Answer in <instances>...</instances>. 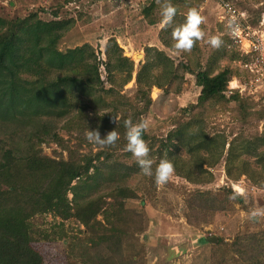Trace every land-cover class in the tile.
Wrapping results in <instances>:
<instances>
[{
  "label": "rangeland",
  "instance_id": "374dc122",
  "mask_svg": "<svg viewBox=\"0 0 264 264\" xmlns=\"http://www.w3.org/2000/svg\"><path fill=\"white\" fill-rule=\"evenodd\" d=\"M225 1L246 12L252 27L264 30L261 26L264 0ZM152 3L157 5L152 17L161 20L157 0H0V18L6 21L31 13H37L45 22L73 20L58 48L66 51L84 44L92 46L107 87L105 52L109 40H116L124 56L135 64L133 79L127 85L122 86L124 74L114 79L113 86L125 96L121 98L123 104L139 103L135 99L138 90L135 80L146 61V48L163 51L172 67L166 62L168 68L161 70L156 65L155 70L149 71L151 79L162 88L151 89V107L140 119L147 121L144 131L148 135L146 144L153 171L165 157L174 167L168 181L157 185L153 177L140 172L135 157L123 143L101 146L87 139L78 141L75 132L62 129V122L58 133L70 148H77L84 155L108 151L110 157L102 159L101 166L114 175L111 183L126 185L135 192V198L124 202L133 212L134 220H141V225L134 221L119 238V250L111 253L107 244L100 249L92 247L88 238L96 240L95 235L75 219L61 223L51 214L41 216L42 204L31 208L11 206L0 210V216L5 213L20 222L32 220L36 235L30 238V243L42 255L44 264H264V216L258 222L249 218L251 209L264 208V121L250 118L243 122L233 113L221 111L207 112L204 117L194 119L185 111L192 112L198 103L201 88L196 83L197 72L207 69L216 75L229 69L231 81L246 79L236 64L240 59L237 49H228L230 40L224 23L220 22L223 14L220 0H172L177 14L167 29H163L161 22L150 25L146 19L144 8ZM192 7L203 18L200 29L204 35L190 51L176 50L172 47V30L184 22L187 10ZM213 36L222 41L219 47L209 43ZM150 59L159 62L153 52ZM171 68L176 70L175 79L169 73ZM229 86L228 83L226 98L239 94L252 104L254 112L264 108V91L252 95L231 93ZM234 107L231 102L229 109ZM134 110L130 107L131 115ZM230 143L232 151L228 150ZM42 148L49 157H68L56 143L44 144ZM5 190L0 185V191ZM230 190L235 199L228 197ZM207 192L220 197L219 202L223 203L220 209L205 212L196 206L191 209L189 198ZM98 220L103 221L102 216ZM55 224L63 226L54 228ZM213 238L217 241L213 242ZM107 257L113 261L104 262Z\"/></svg>",
  "mask_w": 264,
  "mask_h": 264
},
{
  "label": "trees",
  "instance_id": "16d2710c",
  "mask_svg": "<svg viewBox=\"0 0 264 264\" xmlns=\"http://www.w3.org/2000/svg\"><path fill=\"white\" fill-rule=\"evenodd\" d=\"M156 7L152 3L144 8L150 25L161 22L152 17ZM73 22H45L37 13L7 21L0 18V185L6 189L0 191V210L42 204L41 216L51 214L61 223L75 219L95 235L96 240L88 238L92 247L100 249L107 244L108 250L115 253L120 247L119 238L135 221L124 200L135 198L136 194L126 185L110 182L114 175L101 166L102 159L110 157L108 151L80 154L77 148L65 144L58 133L59 125L64 122L62 129L75 132L78 141L86 139L88 129L98 130L102 138L115 129L119 137L116 142L125 146L124 120H139L151 107V89L154 86L162 88L159 82L151 79L149 71L155 70L156 65L161 70L168 68V64L172 67V62L163 51L146 48V61L137 71L135 80L138 86L135 99L139 103L123 104L125 96L113 86L114 79L124 74L122 86L131 82L134 62L124 56L116 40H109L105 52L107 62L103 64L107 87L92 46L84 44L66 51L58 48ZM152 52L157 54L158 64L150 59ZM169 73L172 79L177 76L175 68ZM195 78L201 88L198 103L192 112L185 110L192 118L221 111L233 113L243 122L250 118L264 121V108L254 112L252 104L239 94L226 98L231 78L229 69L216 75L202 70ZM231 102L235 103L233 109H229ZM130 107L135 109L134 115L130 114ZM113 116L118 118V126L113 123ZM143 139L148 140L145 131ZM50 143H56L67 152V159L62 155L59 159L45 155L42 146ZM226 145L227 142L224 148ZM228 150H233L232 143ZM232 195L230 190L228 197ZM219 199L218 195L208 192L198 193L189 198V204L191 209L196 206L204 212L217 211L223 204ZM99 216L103 221L98 220ZM61 226L55 224L54 228ZM34 227L32 220L20 222L5 213L0 216V264H44L42 255L30 243V238L36 235ZM39 234L49 239L46 234ZM107 260L113 261L112 257L104 258V262Z\"/></svg>",
  "mask_w": 264,
  "mask_h": 264
},
{
  "label": "clouds",
  "instance_id": "9594fccd",
  "mask_svg": "<svg viewBox=\"0 0 264 264\" xmlns=\"http://www.w3.org/2000/svg\"><path fill=\"white\" fill-rule=\"evenodd\" d=\"M160 5V15L162 17V26L171 25L174 17L177 14V8L172 3V0H157ZM203 22L198 9L192 7L187 10L184 18V22L179 26L173 28L172 39L174 43L172 47L176 50H182L188 52L192 49L195 41L202 38L204 33L200 29V25ZM228 28L232 33H236L239 29V24L236 21L235 16L231 17L228 21ZM209 43L213 47H219L222 41L213 36L210 38ZM113 123L119 124L117 117L113 116ZM124 128L126 129L125 138L127 141L126 150L132 154L136 159V163L140 172L145 176L153 177L157 185L163 184L168 181L169 177L174 171L173 164L165 157L161 158L159 164L153 171V161L149 157V148L143 139L144 130L147 128V121L145 119H139L133 121L132 119H125ZM85 138L89 143L96 145H113L118 139V133L116 130L108 131L103 138L98 130L88 129L85 132ZM235 199V195L229 197ZM264 216V208H254L249 211V218L253 221H259Z\"/></svg>",
  "mask_w": 264,
  "mask_h": 264
},
{
  "label": "built area",
  "instance_id": "2783aa9c",
  "mask_svg": "<svg viewBox=\"0 0 264 264\" xmlns=\"http://www.w3.org/2000/svg\"><path fill=\"white\" fill-rule=\"evenodd\" d=\"M223 11L222 19L226 22L232 47H235L240 60L237 62L240 71L246 76L244 82L233 78L229 82V92L238 91L240 94L250 95L264 91V30L252 27L246 12L240 11L225 0H220ZM235 16L239 29L232 33L228 28V21ZM261 26L264 27V17Z\"/></svg>",
  "mask_w": 264,
  "mask_h": 264
},
{
  "label": "crops",
  "instance_id": "0c3cea01",
  "mask_svg": "<svg viewBox=\"0 0 264 264\" xmlns=\"http://www.w3.org/2000/svg\"><path fill=\"white\" fill-rule=\"evenodd\" d=\"M220 22L221 23H224V26H225V28H226V31H227V36H228V38H229V32H228V29H227V27H226V22L222 19V18H220ZM229 40H230V38H229ZM228 49L229 50H235V47H232V43H231V41H230V44H229V46H228ZM237 51V54H238V57L240 56V54H239V52H238V50H236ZM240 59H238L237 61H236V64H237V62L239 61ZM231 81V80H230ZM229 81V82H230Z\"/></svg>",
  "mask_w": 264,
  "mask_h": 264
},
{
  "label": "water",
  "instance_id": "95a60500",
  "mask_svg": "<svg viewBox=\"0 0 264 264\" xmlns=\"http://www.w3.org/2000/svg\"><path fill=\"white\" fill-rule=\"evenodd\" d=\"M212 240H213V242H216L217 241V238H213Z\"/></svg>",
  "mask_w": 264,
  "mask_h": 264
}]
</instances>
